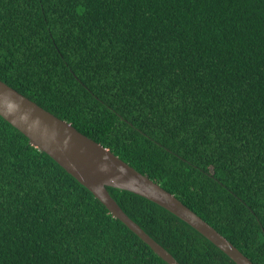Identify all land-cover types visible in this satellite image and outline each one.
<instances>
[{
    "label": "trees",
    "instance_id": "obj_1",
    "mask_svg": "<svg viewBox=\"0 0 264 264\" xmlns=\"http://www.w3.org/2000/svg\"><path fill=\"white\" fill-rule=\"evenodd\" d=\"M0 81L264 264V0H0ZM179 264H235L107 188ZM0 264H167L0 116Z\"/></svg>",
    "mask_w": 264,
    "mask_h": 264
},
{
    "label": "water",
    "instance_id": "obj_2",
    "mask_svg": "<svg viewBox=\"0 0 264 264\" xmlns=\"http://www.w3.org/2000/svg\"><path fill=\"white\" fill-rule=\"evenodd\" d=\"M0 116L92 193L111 216L167 264H179L117 205L107 188L127 191L164 208L224 253L235 264H253L233 244L157 183L109 150L79 133L0 81Z\"/></svg>",
    "mask_w": 264,
    "mask_h": 264
}]
</instances>
